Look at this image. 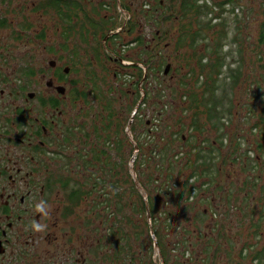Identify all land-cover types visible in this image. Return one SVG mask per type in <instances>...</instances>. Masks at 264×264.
Here are the masks:
<instances>
[{
  "label": "flooded vegetation",
  "instance_id": "obj_1",
  "mask_svg": "<svg viewBox=\"0 0 264 264\" xmlns=\"http://www.w3.org/2000/svg\"><path fill=\"white\" fill-rule=\"evenodd\" d=\"M179 1L124 2L128 17L118 26L104 4L87 10L81 0L70 11L60 1L58 12L50 0H0V264H121L126 259H116V247L127 240L119 244L110 220L114 153L119 151L121 159L123 153L115 144H121L122 129L115 93L128 110L140 93L139 83L147 82L148 67L159 80L173 74L159 51L166 39L175 56L187 62L183 76L193 78V56L186 52L191 50L175 47L187 23L178 17ZM147 16L153 21L145 22ZM134 19L138 25L130 29L127 24ZM142 25H149L150 32ZM90 43L93 47L86 48ZM128 52L139 58L126 65ZM81 56L88 62L87 74L80 72ZM128 70L136 77L127 88L109 83ZM147 93L136 100L125 126L126 132H137L134 148L140 151L145 146L141 137L152 126L139 114ZM156 101L153 110L159 116ZM105 199L107 205L99 204ZM41 200L51 206L47 216L35 208ZM34 221L47 225L46 231L34 232Z\"/></svg>",
  "mask_w": 264,
  "mask_h": 264
},
{
  "label": "rangeland",
  "instance_id": "obj_2",
  "mask_svg": "<svg viewBox=\"0 0 264 264\" xmlns=\"http://www.w3.org/2000/svg\"><path fill=\"white\" fill-rule=\"evenodd\" d=\"M140 1L141 0H84V3L87 10L91 8L99 9V4L109 6L107 16L112 14L116 18L117 25L120 26L128 17L127 14L122 12V10L125 9L124 2H130L132 6H135L139 4ZM217 1L222 0H204L205 3L204 6L202 4V8L207 7L208 12L203 15L204 17L201 16V20L203 23L207 21L210 22L211 26L208 25V27H203L206 37L205 40H198L195 42V52L193 53L192 50L191 52L186 51L193 56L192 59L194 62L191 66L192 74L194 73L193 78L189 80L186 76H183L188 69L185 64L187 62L183 63L180 58L175 56L176 51L173 50L169 39H166L161 43L159 51L163 56V65L166 59V63H170L171 68L174 70L173 74L170 73L164 79L162 78L159 80L155 77L152 68L148 67L147 82L144 85L140 83L138 85L140 91V95L138 94V96L142 95V97H145V91L148 92L145 101H143L145 106L139 108V114L152 124L151 129L155 127V124H158L160 128L159 117L161 118L162 116L158 117V115L155 114L156 110H153V101L156 98L152 96L151 91L158 92V101L163 100V111L165 114L169 112L174 115L178 114V116L181 115L180 107L178 106L182 105L183 108L189 106V102H191V90L200 93L202 89V95L207 98L209 96V94H207L209 91H205L204 80L207 81L206 84H209L211 78L214 79L210 74L211 72H215V66L210 68V65L214 62L216 56L220 55L224 57V65L221 68L218 79L216 78V86L213 92L214 99L223 107V117L226 123V135L223 136V148L219 153L220 157L216 154V151H213L216 158L212 160L213 167H210V170L208 168L209 172L203 169V166L200 169H196L197 173L201 170L202 175L195 182H207L210 187L219 184V187L221 186L223 189L220 194L221 197H224V192L228 191L230 194H235V200H232L229 196H226L229 198L228 200L223 199V197L219 198L220 195L217 194L216 197L212 198L210 201L211 204L207 198L204 200L197 199V204H201H198L199 210L208 208L209 210L212 209V211H210V216L206 217L203 231L205 232L204 238L197 241L189 237L188 248L190 247L191 249L188 253L192 254V256L188 258L198 260L200 257L201 261L199 264H253L255 254L264 248V196L261 195L262 191H260L264 188V148L262 151H259L257 148V143H261L258 142L259 136L250 133V129L253 128L252 126H254L257 118L262 115V111L264 112V43H261L259 40V33L264 25V0H234L231 6L239 7L238 12L235 9L234 13L230 12L223 15L221 19L224 20L222 25L224 28L218 27L222 20L214 18L215 12L219 9L216 6ZM39 5H36L33 11H39L37 10V8L40 9ZM99 13L103 15L104 11L99 10ZM235 14H237V16H234ZM142 29L146 33H149L151 30L149 25H142ZM71 44H73V42H71L70 45ZM75 44L81 46L78 42H75ZM164 44L167 46L165 48L166 50H164L162 46ZM82 46L86 47V45ZM89 47L92 48L93 43H90V46L86 48ZM128 55L130 56L125 58L127 60H124L126 65L131 64V62L139 58V55L136 53L133 54L128 52ZM205 58L206 61L204 62ZM159 59L161 62L162 58ZM80 60L81 62L84 61L83 68L80 72L82 74H87L89 67L87 64L88 62L84 56H81ZM178 65L182 66L180 71L176 69ZM139 67H141L143 71L146 69L143 65ZM229 67L232 69H241V73L243 74L242 78H240L241 81L245 77V80L242 84L240 83L241 85H239L238 88V85H229L230 81L234 80V77L230 79V75L227 74ZM90 75L92 76V74ZM201 75L202 77L200 79ZM208 76H210V79ZM107 77L110 80L113 79V75L110 73H107ZM135 77L136 71L128 70L125 72V76L116 78V81H110L109 83L113 86L120 84L121 89H123L127 88L128 83L132 84L134 82L133 78ZM188 81L190 82L189 86L186 84ZM118 95L119 93L116 92L115 115L117 116L118 114V117L122 118V129L120 131L121 135L119 136L121 144L119 142H115V144L122 145L123 153L122 159L119 151H117L118 154H116V151L114 153L115 167L112 179L108 184V189L113 188L111 208L113 207L114 209L110 220H113V230L115 227H118L117 232H115L116 239L120 240V245L123 243V240H121L123 237L126 238L127 241L126 246L122 244V246L116 247L115 256L116 259L120 260L126 258L121 261V264H126L128 262H132V264H163L158 247L153 245L155 237L150 228L152 221L150 218H147V215L143 217L138 212L132 211L130 206L131 201L134 204H138L139 197L145 202L148 192L153 195L155 188L158 186L156 182L147 183V175L145 173L143 176L139 175L140 168L150 173L154 162L148 159L152 162L149 167L146 166L145 163L140 164L139 169L136 167V159L142 154L138 148H134V144L138 141V137L136 136L137 132L134 134L133 131L129 133L125 130V126H127L131 114L134 111H132V109L135 106L134 104L138 96L133 100L135 103L132 107L125 110L126 103L119 100ZM231 103L240 104L241 106L238 107L237 110L232 108V116L229 117L227 115V107L231 106ZM137 104H139V100ZM249 106H252L253 110L251 119L244 117V114L246 115L247 112L245 108L249 109ZM130 111H132L131 114ZM186 115L187 114H185V117ZM168 117L167 115L163 117V119ZM184 120L187 119L184 118ZM161 130L163 131L164 129L161 128ZM169 130L170 129H168V131ZM184 136L186 137L187 135L184 134ZM203 137L211 140L213 134L206 132L203 134ZM237 139L240 141L239 151L241 153H238V155L234 157L232 148H235L234 146ZM141 140H145L143 145H146L145 137L142 136ZM262 142L264 147V140ZM177 145L178 144H176V146ZM147 148L146 146L145 151ZM241 148H248L246 154L250 152V160H247V166L245 167L243 166L244 158H241L243 154ZM184 155H186V158L182 159L181 162H175V172L178 169L180 176L188 175L187 169L180 170L184 160H193L196 158L195 153H185ZM119 157L121 161H119ZM146 158L149 157L146 155ZM188 170L190 172L189 167ZM154 175L157 176V172L154 173ZM137 179L141 181V185L138 183ZM210 179L212 180L211 183L208 182ZM132 183L136 185L135 189L138 192V197L131 192ZM246 185L249 187H246ZM209 186L207 185L206 188L208 189ZM194 201H196V199H194ZM99 204L107 205L108 201L107 199H105V201L100 200ZM164 205L165 202L161 199L159 204L160 208L163 209ZM212 206H215L214 209ZM156 215L159 216L160 223L163 226L165 217L159 214V212ZM191 216L190 213H187L188 218ZM131 218L134 219L136 227L131 225ZM174 225L177 226L176 224ZM258 226V233L256 234L255 231ZM169 228L171 230L166 231L169 244L176 243V240L182 235L179 233L185 231V229L191 231V228L186 226L184 220L180 229H174L172 223ZM138 231L142 233L139 238L135 236V232ZM208 238L214 240L217 245H208V247H206ZM149 239L151 240L150 242ZM190 242L196 243L193 249ZM152 245L153 247H151ZM121 247L122 249L120 250L119 248ZM205 248H207L206 251H204ZM215 248L216 251H214ZM244 250H247V253L242 256ZM170 251L169 253L171 254L168 255L169 262L167 264H177L174 262V256H178L181 253L180 250ZM184 254L186 256V252H184ZM256 264H264V261L258 260Z\"/></svg>",
  "mask_w": 264,
  "mask_h": 264
},
{
  "label": "trees",
  "instance_id": "obj_3",
  "mask_svg": "<svg viewBox=\"0 0 264 264\" xmlns=\"http://www.w3.org/2000/svg\"><path fill=\"white\" fill-rule=\"evenodd\" d=\"M45 1V0H42ZM48 1V0H46ZM51 8L56 9L59 12V2L61 1L68 10H75L81 2V0H50ZM198 1L200 0H180V13L181 18H185L187 23L182 26L181 33L176 38V46L178 48H189L192 50V52H195V42L198 40H205V31L203 27L211 26L210 22L203 23L202 17L208 12V8L204 7L202 8V4L204 6V3L198 5ZM234 0H222L217 1L216 6L219 8L217 12H215L214 17L219 18V20H222L224 14L230 13V12H238L237 6H231L233 4ZM170 11V10H169ZM70 17V15H67ZM165 18H168L169 14L165 13L163 15ZM202 16V17H201ZM234 16H237L235 14ZM147 23H150L153 21V16H147L146 18ZM169 21H171V18H168ZM201 21V24H200ZM139 21L129 20L128 26L130 29H132L134 26L138 25ZM224 20L219 23L218 27L224 28L223 25ZM132 32V31H131ZM259 40L261 43H264V25L262 26L260 33H259ZM215 54V53H214ZM217 54V53H216ZM155 63V62H154ZM161 65V64H160ZM224 65V57L223 56H216V59L214 62L210 65V68L215 66V72H211L210 76L212 75L214 77L211 78L210 83L206 84V80H204L205 85V91H209V96L206 98L201 92H195L194 90H191L189 106L183 108L182 105L178 106L180 107L181 115L178 116L174 115L172 113L163 111L164 109V102L163 100H160L158 102L157 97V91H151L152 96L156 98V102L158 104L160 103V107L157 111L159 113V116H162L160 119V128L157 124V127H154L153 129H150L148 127L146 132V145L144 146V150L141 151V155L137 157L136 161V167L139 169V165L142 163H145L146 166L149 167L152 162H154V165L152 167V171L148 173V171L141 170L140 168V176H143L145 173L147 175L146 181L147 183H157L158 186L155 188L153 195L148 192L147 200L144 202L142 201L141 197H139V203L134 204L132 201L130 202L131 210L138 212L140 215L145 217L147 214V218H150L152 221V225L150 226L151 232L155 237V242L153 245H156L159 249V254L162 258L163 264H167L169 262L168 255L169 251H175L180 250V254L178 256H174V262L177 264H199L200 263V257L198 260H194L191 257L192 254H189L188 251L191 249L188 248V239L189 237L192 240H201L205 236L204 231V225L206 222V217L210 216V211L212 209H201L198 207L197 199H206L209 200V203L211 204L212 198L216 197L217 195H220L223 191L222 187H219V184H215L213 187H210L207 182L198 181L195 182L200 176L202 175L201 170L199 173H197L196 169H200L203 166V169L210 170V167H213L212 160L215 159V153L213 151H216V154L220 157V152L223 148V136H225L226 131V123L225 119L223 117V107L222 105L217 102L214 99V90L216 86V78L218 79V75L221 71L222 66ZM151 68V67H150ZM153 70V69H152ZM154 72V70H153ZM227 74L230 75V79L234 77V80L230 81L229 85L231 86H237L242 84L244 79L241 81L240 78H242L243 74L241 73V69L239 68H228ZM137 76L139 80H141L143 73L142 70L139 69ZM210 76L208 78L210 79ZM206 78V77H205ZM207 79V78H206ZM208 80V79H207ZM138 83V82H137ZM241 83V84H240ZM140 95V93H138ZM148 94V93H147ZM254 94V93H253ZM139 98V96H138ZM156 102L154 103V106L156 107ZM240 104H232L231 106L227 107V115L230 117L232 116V108L237 110L238 107H240ZM246 115L244 114V117L251 119L253 116V110L252 106H249V109L245 108ZM171 114V115H169ZM185 114L186 117H185ZM238 114V112H237ZM259 118H257V121L254 123L253 128L250 129L251 134H255L256 136H259L257 143V148L259 151L264 148L263 147V140H264V112L262 111ZM169 116L168 118H164L165 116ZM187 119V120H184ZM203 118V119H202ZM187 121V122H186ZM228 123V122H227ZM152 125V124H150ZM164 129L163 131L161 130ZM168 129H170L168 131ZM159 131V132H158ZM165 131V133H164ZM212 133L213 138L211 140H208L207 138L203 137L204 133ZM184 134L187 136L185 137ZM235 137V135H234ZM236 140V138H235ZM145 141V140H144ZM240 141L237 139L235 143V148H232V152L234 153L233 156L236 157L238 153H241L240 150ZM176 144H178L176 146ZM148 147L145 151V147ZM243 151V154L241 155V158H244L243 166H247V160H250V152L246 151L248 148H241ZM147 152V153H146ZM185 153L194 154L196 158L193 160L185 159L184 163L182 165V168L180 170H186L188 171V175H182L180 176L178 173V169L175 172V162L179 161L181 162L182 159L186 158ZM146 155L149 158H146ZM252 156V154H251ZM148 159H150L152 162H150ZM188 167L190 168V172L188 170ZM221 167V166H220ZM208 170V172H209ZM220 170V168H219ZM157 172V176L154 175V173ZM207 172V173H208ZM139 178V177H138ZM138 180V179H137ZM208 182H212L210 179ZM138 183L141 185V181L138 180ZM207 185L209 188L207 189ZM136 185L132 183L131 185V192L132 194H135L137 197L138 192L135 189ZM142 187V186H141ZM246 187H249L246 185ZM251 187V186H250ZM253 188V187H251ZM206 190V191H205ZM261 195L264 196V188H262ZM225 195L223 199L228 200L231 198L232 200H235V194H230L228 191L224 192ZM248 195V194H247ZM226 196H229L227 198ZM221 195L219 198H222ZM161 199L165 202L164 208L161 209L159 204L161 202ZM196 199V201H194ZM225 200V201H226ZM201 205V204H199ZM215 206H212L214 209ZM199 208V209H198ZM159 212V214L163 215L165 217V221L163 222V226L160 223V218L156 214ZM187 213L191 214L192 216L190 218L187 217ZM161 217V216H160ZM184 223L188 228H191V231H185L180 232L179 234H182L178 240H176V243L169 244L167 241L168 234H166V231L171 230L169 227L171 226L174 229L177 228L180 229V227ZM176 224L177 226H175ZM131 225L133 227H136V224L134 222V219L131 218ZM258 228H256V234L258 233ZM254 229V228H253ZM116 232L118 230V227H115ZM142 233L135 232V236H139ZM186 237V238H185ZM121 240H127L121 239ZM151 240L149 239V242ZM193 246L192 249L195 247L196 243H191ZM153 245L151 247H153ZM208 245H217V243L214 240H211L208 238ZM220 247V246H219ZM207 248L204 249L206 251ZM170 251V252H171ZM216 251V248L214 249ZM186 252V256L184 254ZM245 252V250L242 252V254ZM188 255V256H187ZM207 255V252H206ZM253 263L256 264L257 261H264V248H262L259 252H257L254 256Z\"/></svg>",
  "mask_w": 264,
  "mask_h": 264
},
{
  "label": "clouds",
  "instance_id": "obj_4",
  "mask_svg": "<svg viewBox=\"0 0 264 264\" xmlns=\"http://www.w3.org/2000/svg\"><path fill=\"white\" fill-rule=\"evenodd\" d=\"M35 208H36V210L39 212V213H41V214H43V215H49L50 214V211H51V206H49L48 204H47V202L46 201H44V200H41L39 203H37L36 205H35ZM31 228H32V230L34 231V232H44V231H46V229H47V225H45V224H41V223H39V222H36V221H34L33 223H32V225H31ZM247 253V250H245V252L242 254V256L243 255H245ZM254 264V263H253Z\"/></svg>",
  "mask_w": 264,
  "mask_h": 264
},
{
  "label": "water",
  "instance_id": "obj_5",
  "mask_svg": "<svg viewBox=\"0 0 264 264\" xmlns=\"http://www.w3.org/2000/svg\"><path fill=\"white\" fill-rule=\"evenodd\" d=\"M168 69H169V66L167 65V66L165 67L164 73H167ZM147 215H148V214H147Z\"/></svg>",
  "mask_w": 264,
  "mask_h": 264
},
{
  "label": "built area",
  "instance_id": "obj_6",
  "mask_svg": "<svg viewBox=\"0 0 264 264\" xmlns=\"http://www.w3.org/2000/svg\"><path fill=\"white\" fill-rule=\"evenodd\" d=\"M200 4L204 3V0H200L199 2ZM215 19H217L216 17H214ZM218 20V19H217Z\"/></svg>",
  "mask_w": 264,
  "mask_h": 264
}]
</instances>
